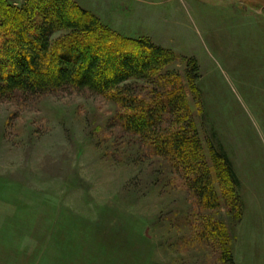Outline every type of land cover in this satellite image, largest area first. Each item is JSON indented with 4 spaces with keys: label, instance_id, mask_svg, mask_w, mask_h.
<instances>
[{
    "label": "rangeland",
    "instance_id": "1",
    "mask_svg": "<svg viewBox=\"0 0 264 264\" xmlns=\"http://www.w3.org/2000/svg\"><path fill=\"white\" fill-rule=\"evenodd\" d=\"M70 1L110 32L171 53L160 75L181 78L202 145L228 155L241 220L222 200L214 212L197 210L105 97L8 94L0 96V264H221L216 244L194 237L206 221L227 227L235 264H264V0ZM139 85L141 95L154 89Z\"/></svg>",
    "mask_w": 264,
    "mask_h": 264
},
{
    "label": "trees",
    "instance_id": "2",
    "mask_svg": "<svg viewBox=\"0 0 264 264\" xmlns=\"http://www.w3.org/2000/svg\"><path fill=\"white\" fill-rule=\"evenodd\" d=\"M173 61L149 40L110 32L70 0H28L20 8L0 0V96L76 90L105 97L119 108V126L169 164L197 210L214 212L222 200L239 221L240 182L228 155L202 145L181 78L160 75ZM140 83L154 89L141 95ZM195 228L201 231L194 237L216 244L221 264H235L225 225L206 221Z\"/></svg>",
    "mask_w": 264,
    "mask_h": 264
},
{
    "label": "crops",
    "instance_id": "3",
    "mask_svg": "<svg viewBox=\"0 0 264 264\" xmlns=\"http://www.w3.org/2000/svg\"><path fill=\"white\" fill-rule=\"evenodd\" d=\"M235 171V170H234ZM235 174H236V171H235ZM237 176V175H236ZM238 178V177H237ZM238 180H239V178H238ZM239 182H240V180H239ZM240 185H241V182H240ZM244 204V203H243Z\"/></svg>",
    "mask_w": 264,
    "mask_h": 264
}]
</instances>
